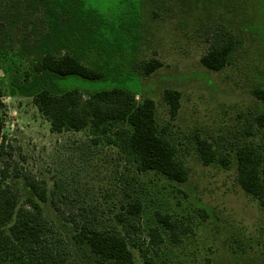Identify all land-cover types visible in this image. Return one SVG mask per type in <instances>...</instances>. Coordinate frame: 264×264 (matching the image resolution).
<instances>
[{
    "label": "rangeland",
    "instance_id": "obj_1",
    "mask_svg": "<svg viewBox=\"0 0 264 264\" xmlns=\"http://www.w3.org/2000/svg\"><path fill=\"white\" fill-rule=\"evenodd\" d=\"M44 3L59 21L65 49L80 54L83 63L107 75L106 81L70 76L48 85L55 90L78 88L85 95L123 87L138 99H154L159 122L172 125L171 135L190 176L180 183L154 171L137 174L105 137L92 136L88 130L53 132L49 119L30 96L42 84L25 80L33 61L31 49L41 31L23 26L10 30L7 38L18 60L0 72L5 103L0 171L9 165L7 182L19 193L21 203L35 197L26 184V173L46 181L50 199L60 197L65 211L96 216L104 226L115 224L114 213L126 194L139 195L144 203L142 236L155 224L157 212L170 213L190 227L181 243L162 245L163 258L171 264H264V209L239 185L234 158L243 143L264 142L260 130L255 136L246 134L253 124L252 114L264 113V101L253 94L256 88L264 89V0ZM220 22L242 36L244 46L233 55L231 64L213 71L202 65L201 57L209 48L210 27ZM152 58L163 66L145 76L140 64ZM167 89L182 93L181 108L174 118L163 100ZM198 135L220 153H230V165L203 166L196 150ZM43 207L70 264H98L86 247L72 241V227L50 201ZM199 209L206 211L207 218L201 217ZM133 253L143 264L138 250Z\"/></svg>",
    "mask_w": 264,
    "mask_h": 264
},
{
    "label": "trees",
    "instance_id": "obj_2",
    "mask_svg": "<svg viewBox=\"0 0 264 264\" xmlns=\"http://www.w3.org/2000/svg\"><path fill=\"white\" fill-rule=\"evenodd\" d=\"M44 2L0 0V72L7 71L5 66L11 62L14 65L18 60L16 50L7 41L10 30L23 26L26 30H40V37L34 40L31 49L33 61L31 69L25 71V80L42 84L30 96L49 119L51 130L56 133L88 130L92 136H103L109 145L120 149L137 174L154 171L171 181L187 182L190 168L171 135V123L159 122L154 99H138L135 93L123 87L85 95L78 88L55 90L48 85L49 81L70 76L106 81L107 75L83 63L80 54L65 49L59 21L50 5ZM45 31L49 34L45 35ZM208 42L209 48L201 57V63L213 71H221L231 64L233 55L244 46L243 37L222 22L210 27ZM140 65L143 74L150 76L163 63L152 58ZM253 94L264 101V89L256 88ZM3 98L4 92L0 89V154L5 147ZM181 98L179 90L164 92L163 100L172 118L181 108ZM252 122L247 136H255L259 130L264 132V113L252 114ZM195 143L203 166L215 162L224 167L230 165V153H220L213 143L199 135ZM234 158L239 185L264 209V142L259 145L243 143L236 148ZM8 170L7 164L0 171V264H70L68 253L44 211L43 204L49 201L63 221L72 227V241L80 248L86 247L98 264H140L133 249L138 250L143 264H171L163 258L162 245L166 241L179 244L184 235L189 234L190 227L182 220L173 218L170 213L157 212L153 218L155 224H150L146 236H142L145 227L140 220L144 203L139 195L126 194L120 210L114 213L112 226H104L96 216H85L81 211L67 212L61 206L60 197L50 199L46 181L30 173L24 178L35 197L21 203L19 193L7 182ZM199 210L201 217L207 218L206 211Z\"/></svg>",
    "mask_w": 264,
    "mask_h": 264
}]
</instances>
